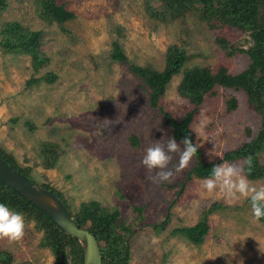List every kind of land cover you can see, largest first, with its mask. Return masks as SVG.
<instances>
[{
    "label": "rangeland",
    "instance_id": "374dc122",
    "mask_svg": "<svg viewBox=\"0 0 264 264\" xmlns=\"http://www.w3.org/2000/svg\"><path fill=\"white\" fill-rule=\"evenodd\" d=\"M7 3L0 31L10 21L41 31L43 51L50 57V65L35 74L31 57L0 49V147L29 170V179L59 191L74 213L91 201L118 210L135 231L131 264H264V223L254 218L250 200L209 193L205 180L186 181L194 158L171 183L154 181L155 173L142 164L145 150L156 141L166 143L172 129L158 109L150 108L141 80L110 59L113 42L119 40L135 64L162 70L168 48L177 45L187 51L189 65L217 67L225 60L238 73L248 67L249 57L226 59L215 39L225 37L248 48L249 36L230 29L211 31L195 15L161 24L147 15L144 0H60L76 15L63 26L41 20L35 0ZM47 73L58 76L54 84L27 85ZM180 81L175 76L161 100L177 120L189 107L178 94ZM232 94L222 89L218 97L208 99L193 125L206 162L221 160L225 152L259 134L260 117L243 101L238 111L227 113ZM45 143L59 146L54 169H45ZM178 161L179 154H173L170 167ZM249 181L264 185V180ZM217 202L229 208L210 218L212 233L204 245L172 235L175 229L195 226L203 209ZM134 207L144 210L138 213ZM167 217L169 223L159 232ZM25 223L23 241L0 240V253L12 258L10 264H54L51 250L41 246L43 233L35 223Z\"/></svg>",
    "mask_w": 264,
    "mask_h": 264
},
{
    "label": "trees",
    "instance_id": "16d2710c",
    "mask_svg": "<svg viewBox=\"0 0 264 264\" xmlns=\"http://www.w3.org/2000/svg\"><path fill=\"white\" fill-rule=\"evenodd\" d=\"M35 1L39 18L48 24L63 26L76 19V15L68 10L65 4H61L60 0ZM144 7L147 15L161 24H172L188 15H195L211 31L230 29L249 36L248 48L239 47L225 37L219 36L215 39L226 59L231 60L241 54L249 57L248 67L238 73L232 72L225 60L217 67L189 65L191 58L187 51L177 45L168 48L162 70L151 65L135 64L129 59L119 40L113 42L110 59L114 63L126 65L131 73L141 80L150 108L158 109L164 115L168 127L172 129V137L180 142L188 136L197 145L198 151L194 157L196 162L188 172L186 181L206 180L212 168L222 162L243 167L245 175L251 181L264 180V163L260 162L264 152V0H144ZM7 8V0H0V17ZM0 38V49L4 53L31 57L35 74L50 65V57L43 51L41 31L30 30L17 21L4 22L1 25ZM175 76L181 78L177 87L178 94L189 105L180 120L175 119L161 104ZM57 79V75L47 73L41 78H31L27 85H39L43 82L54 84ZM222 89L233 91L226 101L228 114L238 111L243 101L260 117L259 134L238 148L225 152L221 160L206 162L204 150L196 142L193 125L206 101L218 97ZM26 126L31 131L34 130L31 121H28ZM132 140L137 143L135 137ZM43 147L45 169L56 168L59 146L45 143ZM248 156L253 158L250 170L246 163ZM0 158L30 180L29 170L20 168L14 156L6 153L1 147ZM185 185V182L182 183L180 192H183ZM43 187L56 194L78 224L96 237L102 251L103 264H131V240L135 231L121 220L118 210L108 209L97 201H91L83 203L74 213L59 191L48 185ZM0 203L21 213L26 222L34 221L36 229L43 233L41 246L51 250L55 258L54 264H84V252L78 240L67 235L43 211L1 181ZM228 208L220 202L213 203L203 209L195 226L175 229L172 235L183 238L194 246H202L212 233L210 218L214 214L224 213ZM143 210V207H134L135 212L142 213ZM169 221L170 217H167L157 230L161 232ZM260 221L264 223V218ZM11 260L10 256L0 253V264H10Z\"/></svg>",
    "mask_w": 264,
    "mask_h": 264
},
{
    "label": "clouds",
    "instance_id": "9594fccd",
    "mask_svg": "<svg viewBox=\"0 0 264 264\" xmlns=\"http://www.w3.org/2000/svg\"><path fill=\"white\" fill-rule=\"evenodd\" d=\"M197 151V145L188 136H185L179 144L174 137L167 138L166 143L156 141L145 150L142 164L150 174L155 173L153 179L157 183H171L176 174L191 166ZM173 154H179V161L177 165L170 167ZM252 159V156H248L246 160L249 170ZM203 186L209 193L219 191L229 200L241 198L250 200L254 218L257 221L264 218V185L259 187L253 185L245 175L243 167L228 162L217 164L212 168ZM25 235L24 216L0 203V240L18 243L23 241Z\"/></svg>",
    "mask_w": 264,
    "mask_h": 264
},
{
    "label": "water",
    "instance_id": "95a60500",
    "mask_svg": "<svg viewBox=\"0 0 264 264\" xmlns=\"http://www.w3.org/2000/svg\"><path fill=\"white\" fill-rule=\"evenodd\" d=\"M0 181L43 211L67 235L77 239L84 252V264H103L96 237L78 224L56 194L31 182L1 158Z\"/></svg>",
    "mask_w": 264,
    "mask_h": 264
}]
</instances>
